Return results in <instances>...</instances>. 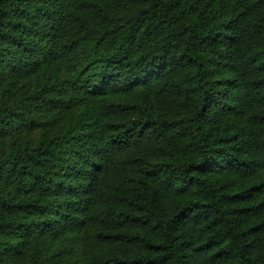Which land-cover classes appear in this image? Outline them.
<instances>
[{"label":"trees","instance_id":"trees-1","mask_svg":"<svg viewBox=\"0 0 264 264\" xmlns=\"http://www.w3.org/2000/svg\"><path fill=\"white\" fill-rule=\"evenodd\" d=\"M0 264H264V0H0Z\"/></svg>","mask_w":264,"mask_h":264}]
</instances>
